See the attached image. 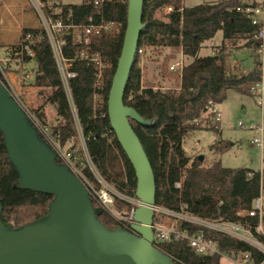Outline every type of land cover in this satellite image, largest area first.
Returning <instances> with one entry per match:
<instances>
[{
	"label": "trees",
	"instance_id": "1",
	"mask_svg": "<svg viewBox=\"0 0 264 264\" xmlns=\"http://www.w3.org/2000/svg\"><path fill=\"white\" fill-rule=\"evenodd\" d=\"M41 1L51 3V0ZM52 6L60 10L56 16L65 22L85 24L93 17L96 22L115 24L114 29L92 37L88 46L74 45L72 34L66 37L64 55L68 59L76 58L71 70L77 76L70 81L73 106L62 86L46 37L29 45L33 56H28L25 51L23 61L36 64L33 85L48 91L46 103L55 109L57 115V122L51 125V131L53 135L59 136L61 146H66L78 135L79 126L89 157L99 174L119 192L135 198L136 176L111 129L107 110L109 90L127 26L128 0H104L98 7L95 6V0H82L81 4L76 5L54 3ZM166 7H172L173 12L165 14ZM246 7L243 0H224L192 8L185 7L183 0H144L145 27L126 86L124 102L144 119L151 121L148 127L135 122H132V126L153 168L157 206L173 211L184 208L206 219L247 222L256 226L260 222L259 218H250L244 212L250 210L254 201L264 192V170L254 172L242 168H225L217 160L205 166L204 159L192 160L182 147L183 138L190 131L219 130L213 115L203 116L210 101L221 104L230 90L252 95L250 86L262 79V72L254 57V51L259 45L257 28L249 15L242 11ZM218 32H222L223 41L216 53L199 57L203 44L213 40ZM41 33V28L25 29L14 46H18L20 51L19 42H23L29 34ZM240 40H245L244 47L252 50L255 65L253 70L239 75L230 71L228 49L235 47ZM148 48H170L192 59L182 74L177 72L180 76L178 90L161 91L152 85L142 84V55L139 51L144 52ZM84 50L98 54L106 65L100 81L95 66L79 59ZM0 79L9 89L1 75ZM96 96H99L98 100ZM19 100L26 109L23 101ZM26 111L29 112L28 109ZM37 118L43 122L44 112H38ZM74 148L75 145L72 147L73 154L77 165L81 167L84 162L79 160ZM228 148L229 144L224 142L212 146L217 154L224 153ZM80 154L83 155V151ZM57 162L61 163L59 159ZM83 174L96 188L100 187L88 167L83 169ZM249 174L252 176L249 177ZM176 183H180L179 188ZM90 198L93 207L98 210L99 220L107 228L122 226L101 207L92 193ZM51 200L50 195L20 188L18 175L9 160L4 137L0 132L2 220L16 228L20 227L47 215ZM115 207L129 214L133 205L116 200ZM179 225L188 228L191 233L202 230L187 223ZM262 225L264 229V216ZM205 232L210 236L208 231ZM213 237L219 244L220 254L200 255L185 240L156 244V247L172 257L177 264H221L222 257L232 252L248 254L252 264H263L264 254L252 246L219 233H213Z\"/></svg>",
	"mask_w": 264,
	"mask_h": 264
},
{
	"label": "water",
	"instance_id": "2",
	"mask_svg": "<svg viewBox=\"0 0 264 264\" xmlns=\"http://www.w3.org/2000/svg\"><path fill=\"white\" fill-rule=\"evenodd\" d=\"M143 8L144 0H128L124 41L107 102L111 129L137 180L139 206L133 223L129 229H109L99 220L83 180L57 162L55 150L0 79V132L20 188L52 196L47 215L17 228L2 220L0 202V264H177L155 246V175L132 126L148 127L151 121L124 102L145 27Z\"/></svg>",
	"mask_w": 264,
	"mask_h": 264
},
{
	"label": "built area",
	"instance_id": "3",
	"mask_svg": "<svg viewBox=\"0 0 264 264\" xmlns=\"http://www.w3.org/2000/svg\"><path fill=\"white\" fill-rule=\"evenodd\" d=\"M28 1L41 23L42 33L39 35L29 34L25 40L21 42V50L18 51V55H21L22 60L25 51L28 56H33L29 45L46 37L56 62L62 86L66 92L71 106H73L70 81L77 76V73L71 70L72 63L74 60H76V58L68 59L64 55L63 47L67 44L66 37L72 34L74 45L88 46L92 37L99 36L103 31L114 29L115 24L113 22H96L93 17L89 18L85 24H73L69 21L65 22L61 17L56 16L60 14V12L58 9H54L50 3H45L41 0ZM103 1L104 0H95V6H100ZM164 11L169 14L173 12V8L166 7ZM242 11L249 15L252 24L257 28V38L259 40V45L254 51V57L259 69L262 72V79L253 83L249 90L251 94L258 98L260 108L262 113H264V0H262L257 6H248L243 8ZM210 46L212 48L211 53L214 55L218 49V46H216L213 41L210 42ZM12 51L13 50L9 48L6 50V57L0 56V75L7 82L12 95L20 102L19 97L16 95L13 86L11 85V82H13V76L16 74L10 68L11 61L13 60L11 54ZM139 53L142 55L143 50H140ZM183 56V53H181V58L174 65H171V72H178L182 74L184 68L186 67ZM79 59L87 62L89 65L92 64L95 66L98 72L97 78L98 81H100L102 78V71L106 67L102 61V58L98 54H90L84 50L80 53ZM20 78L27 80L30 78V75L24 74L21 75ZM155 89L164 91L161 88ZM98 99L99 96H96V100ZM27 113L39 130L40 135H42L41 137L46 140L55 150L56 158L59 159L61 163L66 164L78 177H82L84 179V183L87 186L89 192L92 193L101 207L106 210L115 220H117L122 225V227H130V225L133 223V213L139 206V201L136 199V197L132 198L119 192L99 174L97 168L89 157L85 145V138L80 127H77L78 135L71 139V141L63 147L59 142V136L53 135L51 126L40 123L34 118L32 114L29 112ZM208 114L213 115L214 120L219 123L221 118L220 104L210 101L203 116ZM250 129L254 132L252 144L256 147H259L264 153V122L258 125H251ZM77 139L83 143V155L87 160L86 164L83 163L81 167L77 165V161L72 150V147L76 144ZM69 144L70 146H68ZM85 167H88L91 170L100 186L99 188H96V186L84 176L83 169ZM248 176L251 177L252 174H249ZM176 187L179 188L180 183H176ZM116 200H121L133 205L129 214L119 211L115 207ZM244 214L250 218L258 217L260 222L258 225L252 226L247 222H232L224 219L211 220L193 215L187 212L184 208L181 211H173L156 205L154 207V219L152 224L155 246L156 244H165L185 240L200 255L210 256L220 254L219 244L213 237V233H219L244 242L264 254V229L262 225V218L264 216V192H262L260 196L254 201L252 208L248 211H245ZM165 220H171L172 223L167 224L165 223ZM180 223H187L192 226H197L202 228V230L191 233L188 228L181 227L179 225ZM205 231H208L210 236H208ZM240 255L244 257V263H247L249 259L248 254L232 252L229 254V259L232 262H235L234 258H237Z\"/></svg>",
	"mask_w": 264,
	"mask_h": 264
},
{
	"label": "rangeland",
	"instance_id": "4",
	"mask_svg": "<svg viewBox=\"0 0 264 264\" xmlns=\"http://www.w3.org/2000/svg\"><path fill=\"white\" fill-rule=\"evenodd\" d=\"M224 0H183V5L187 8L203 4H212ZM254 1V0H253ZM261 2L262 0H256ZM50 3V2H49ZM76 5L81 4L82 0H51L52 4ZM60 12V10H59ZM166 14V12L164 11ZM41 28V23L31 8L28 0H0V47L8 44V47L0 50V56L6 57V50L11 48L12 58L10 68L16 73L13 76L11 85L16 95L23 101L26 109L36 120L51 126L57 122L55 109L46 103L48 91L38 89L33 85L35 77V62L25 63L18 55V46H14L25 29ZM216 46H220L223 41L222 32H218L213 40ZM205 42L198 56L204 57L211 55L212 48L210 42ZM246 41L240 40L235 47H229L230 71L235 74H243L254 69L255 59L252 50L244 47ZM21 42H19L20 46ZM2 51V52H1ZM5 52V54H4ZM20 58V59H19ZM24 58V55H23ZM181 58V53L170 48H148L141 58L140 68L142 74V84L152 85L154 88H161L164 91L178 90L180 76L177 72H171L170 67ZM187 66L192 59L183 56ZM29 74L27 80L21 79V75ZM26 89L22 91L20 86ZM44 112V121L37 118L38 112ZM221 118L218 123L219 130L215 129H196L190 131L182 142V147L186 155L192 160L203 157L204 165L209 166L214 161H220L225 168H242L254 172L262 171L264 167V153L259 147L252 144L254 132L250 129L251 125H258L264 122V113L259 105L256 96L242 94L235 90L227 92L226 98L220 105ZM218 142L229 144V148L224 153L217 154L212 150V146ZM70 146V144L68 145ZM75 152L79 155V160L86 164L87 160L80 152L83 151V143L76 140ZM121 211V210H119ZM171 224V220H165ZM227 254L222 257V264H252L250 259L244 263L242 255L230 261Z\"/></svg>",
	"mask_w": 264,
	"mask_h": 264
},
{
	"label": "crops",
	"instance_id": "5",
	"mask_svg": "<svg viewBox=\"0 0 264 264\" xmlns=\"http://www.w3.org/2000/svg\"><path fill=\"white\" fill-rule=\"evenodd\" d=\"M243 3L244 4H246L247 6H257L260 2L259 1H256V0H243ZM8 47V44H5V46L2 48V47H0V50H2L3 49V51H4V49L5 48H7ZM219 47V46H218ZM2 52V51H1ZM21 88V90L22 91H25V87L24 86H22V84H21V86H20ZM221 105V104H220ZM262 170H264V167H263V169ZM231 261V260H230ZM232 262V261H231ZM222 264V263H221Z\"/></svg>",
	"mask_w": 264,
	"mask_h": 264
},
{
	"label": "flooded vegetation",
	"instance_id": "6",
	"mask_svg": "<svg viewBox=\"0 0 264 264\" xmlns=\"http://www.w3.org/2000/svg\"><path fill=\"white\" fill-rule=\"evenodd\" d=\"M124 228L129 229V227H124Z\"/></svg>",
	"mask_w": 264,
	"mask_h": 264
}]
</instances>
